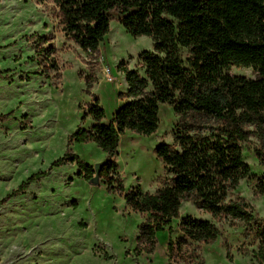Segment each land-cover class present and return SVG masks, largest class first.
<instances>
[{
	"label": "rangeland",
	"instance_id": "374dc122",
	"mask_svg": "<svg viewBox=\"0 0 264 264\" xmlns=\"http://www.w3.org/2000/svg\"><path fill=\"white\" fill-rule=\"evenodd\" d=\"M39 40L46 41L42 48L53 46L56 68L37 53ZM153 49L150 37H133L113 17L100 55L94 56L65 35L51 1L0 0V264H259L255 252L264 225V130L259 127H248L243 154L251 173L231 196L248 205L254 221L214 219L184 202L172 233L167 228L156 234L152 253L138 240L149 216L134 212L124 196L135 187L154 194L168 178L156 146L174 142L173 107L160 106L156 133L127 131L121 137L115 160L123 192L80 174L78 162L95 167L107 161L96 143L73 139L78 129L94 125L88 106L98 99L108 124L125 103L119 63L143 73L139 55ZM230 73L256 77L251 68L234 67ZM186 216L211 221L220 234L174 262L167 256L168 241L182 237L179 224Z\"/></svg>",
	"mask_w": 264,
	"mask_h": 264
},
{
	"label": "trees",
	"instance_id": "16d2710c",
	"mask_svg": "<svg viewBox=\"0 0 264 264\" xmlns=\"http://www.w3.org/2000/svg\"><path fill=\"white\" fill-rule=\"evenodd\" d=\"M48 1V0H47ZM59 9L65 35L85 52L100 55L113 17L135 38L147 36L154 49L139 55L143 73L121 61L127 91L125 101L108 124L99 100L86 112L94 125L73 134L77 143H96L107 161L96 166L78 162L84 177L104 181L122 191L115 160L121 137L127 132L150 136L159 128L162 104L173 107L178 122L173 144L156 146L168 178L156 193L135 187L126 192V204L149 218L140 227L139 242L155 250L156 234L170 227L184 202H192L214 219L251 223L254 216L243 201L231 198L251 169L244 161L248 127L264 130V0H49ZM37 53L57 67L53 46ZM187 52V56H184ZM251 68L248 79L230 73ZM180 239L170 238L167 256L178 262L196 254L195 244L217 239L219 229L209 220L181 219ZM255 252L264 264V225Z\"/></svg>",
	"mask_w": 264,
	"mask_h": 264
},
{
	"label": "water",
	"instance_id": "95a60500",
	"mask_svg": "<svg viewBox=\"0 0 264 264\" xmlns=\"http://www.w3.org/2000/svg\"><path fill=\"white\" fill-rule=\"evenodd\" d=\"M98 168H99V165H96V170L98 172ZM98 179L96 178L95 181H97Z\"/></svg>",
	"mask_w": 264,
	"mask_h": 264
},
{
	"label": "built area",
	"instance_id": "2783aa9c",
	"mask_svg": "<svg viewBox=\"0 0 264 264\" xmlns=\"http://www.w3.org/2000/svg\"><path fill=\"white\" fill-rule=\"evenodd\" d=\"M108 72H109V70H108Z\"/></svg>",
	"mask_w": 264,
	"mask_h": 264
}]
</instances>
